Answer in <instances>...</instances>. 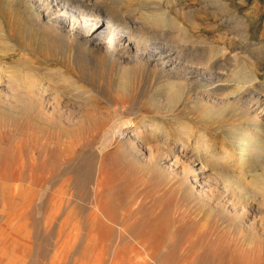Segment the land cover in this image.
I'll use <instances>...</instances> for the list:
<instances>
[{"label":"rangeland","instance_id":"obj_1","mask_svg":"<svg viewBox=\"0 0 264 264\" xmlns=\"http://www.w3.org/2000/svg\"><path fill=\"white\" fill-rule=\"evenodd\" d=\"M105 3L113 26L143 29L151 34L148 36L153 43L171 42L165 35L171 28L163 24V29L153 19L156 15L165 14L189 32L196 31L194 35L201 39L206 36L204 43L212 52L219 47L224 54L229 52L215 57L225 63L213 70L226 81L225 90L219 94L226 101L239 100L243 90H236L243 87L247 70L245 74L254 73L257 92L264 97V0ZM29 11L33 13L25 0H0V72L9 70L28 80L34 76L48 86L51 96L59 93L74 109L19 112L0 101V264H264V213L256 201L258 196L249 206L255 209L253 213L248 206L234 210L221 206L222 200L238 197L231 189L220 202H212L202 194L198 177V183L193 177L188 179L189 192L179 187L181 170L173 167L171 160L160 161L159 168L171 174L164 179L146 166L144 157L128 153L118 140L99 152L102 132L116 114L134 121L141 118L155 94V83L164 81L161 75L137 64L127 68L130 73L123 79L120 68L101 60L92 67L96 75L91 87L89 81L74 74L78 59L48 43V32L35 27ZM173 40L175 46L183 48L182 42ZM187 60L185 64L190 63ZM232 72L241 77H232ZM66 77H75V84L86 90L87 96L69 97L63 81ZM109 102L116 106V114L108 107ZM240 102L241 107L238 103L234 111L205 124L194 118L191 108L180 107L173 114L182 124L208 135L211 150L217 154L230 138V126H252L258 116L264 121V115L257 114L261 107L248 117L245 113H241L244 117L237 115L250 110ZM165 129L170 132L171 144L180 140L174 130ZM158 132L163 133V128ZM131 133L132 129L128 136ZM203 162L204 182L211 183L218 194L227 188V178L237 176L250 189L256 183L255 174L264 171L263 165H258L242 177L235 166L223 167L207 157Z\"/></svg>","mask_w":264,"mask_h":264},{"label":"bare ground","instance_id":"obj_2","mask_svg":"<svg viewBox=\"0 0 264 264\" xmlns=\"http://www.w3.org/2000/svg\"><path fill=\"white\" fill-rule=\"evenodd\" d=\"M106 1H109L108 4L112 2L113 5V3L115 4L119 0H25V3L33 11V13L31 11L29 12L32 13L31 21L34 22L33 24L35 27L48 32V43L54 48H63L65 52L74 56L73 58L76 60L78 59L82 65L76 63V68L74 67L76 71L73 73L76 76L78 75L81 80L89 81V86L92 87L95 82L94 75H96V73L92 67L96 62L100 63L101 60L120 68V77L123 79H127V74L129 75L130 73L127 68L142 64L150 67V71L158 73L164 80L155 83V94L152 98H149L148 107L146 111L142 112L141 118L138 121L132 120L133 118L125 119L120 117L116 114V106L111 102L108 103V107L112 109L116 115L113 121L110 122V125L102 132L101 140L98 145L99 152H103L112 142L118 140L120 144L126 148L128 153L131 152L136 158H139V156L144 157L146 166L153 172L163 176L164 179L168 178L171 174L166 172L165 169L164 171L159 168L160 161L171 160L173 162L171 163L173 167H179L181 170L179 187H183L186 192H189L188 179L193 177L192 181L198 183L199 181L196 178L198 177L199 180H202L200 183L201 192L204 196H208L206 198H209V200L212 201L216 199L220 202V199L227 197L225 192L231 189L234 194L238 193V197L233 198V196L230 195L232 199L229 198L230 200L227 199L228 201L226 199L222 200L221 206H232L234 210L239 206L249 207L252 206L254 198L258 196V200L256 201H258V206H262V212L264 213V171L260 174H255L256 183L251 184L250 189H247L246 185L240 181L237 176L227 178L229 183L226 184L227 188L224 187L223 196L222 194L214 192L213 189H211L212 187H210L211 183L208 184L206 181L204 182L205 177L201 174L206 167L203 162L206 157L215 159V163L221 162L220 164H222L223 167H237V174L242 177L247 175L246 172L254 171L258 165H263L264 168V121L260 116H256L257 118L255 117V123L253 122V125L251 124L252 126L249 124V126L246 127L248 123L244 124L243 122L245 126H230V131L232 129V132L228 134L230 138L227 140V143L222 146V151L216 154V152L211 150V139L208 135L200 132L199 129L182 124L173 114L181 110L180 107L191 108V112L195 114L194 118H197L205 124L211 120L221 119L234 111V107H236L238 103H240L239 106L241 107L242 103L240 101H242L245 107L247 106L250 110L247 109L249 112H246L241 109L242 111L236 112L237 115L239 113L240 116L244 117L241 113H245L246 117H248L250 112H254L259 107H261V110L257 114L264 115V97L258 94L259 91L257 92L258 87L256 86L254 73L250 75L252 73L250 71V74H245L247 70H244V75H247L246 77L243 76L244 78L242 79L244 85L242 88L236 90V92L243 90L242 96L239 97V100L234 99L232 101H226L223 95L219 94V92L225 90L226 81H221L223 78L221 73L213 71L214 68L220 69V65L225 64L222 63L224 61L223 58H220V60L215 58L219 53H223L220 47L213 50L214 46H212V52L210 45L204 43V38L206 36L204 37L201 35L204 40L199 36H195L194 32L196 31L189 32L185 27L183 28L184 25H180L176 20L167 19L165 14L156 15L153 19L159 23L161 27H164L163 24H166L171 28L170 32H166L165 34L171 42L169 44L168 42L167 44L153 43L148 36L150 33L148 34L142 31L143 29L140 30L133 27L131 30H121L113 26L114 22L112 23L111 16L109 15L110 17H108V13L106 12V10L109 11L105 6ZM108 8L113 7L109 6ZM155 24L156 23H154V25ZM149 25L152 26L153 24ZM165 28L166 27L163 29ZM155 30L157 29L155 28ZM159 32L161 34L163 31ZM176 38L182 42L183 48L181 46H175V41L173 39ZM226 53L228 54L229 52L226 51L225 54ZM222 57L225 58L223 55ZM187 59L190 63L185 64L184 61ZM214 59L216 60L214 61ZM237 74L241 77L237 72L233 73L232 77H237ZM16 75H12L9 70H4L0 74V85H3V89L0 90V101H2L3 104L5 103L9 109L19 112H42L43 110L45 112L49 109L53 111H67L74 109L71 102L64 101L66 98H60L61 95H59V93L56 92L51 96L48 93V86H46L42 80L34 76L32 79L28 80ZM75 77L63 78L64 83H66L64 87L69 92L68 96L80 97L88 94L86 90L82 91V88L75 84V82H77L75 81ZM232 79L231 81H233ZM236 81H238V79ZM119 88L124 89L121 85ZM232 97L235 98V96ZM89 98L87 97V99ZM189 104L191 105L190 107H188ZM87 109L90 110L91 108ZM93 110L96 111V109ZM137 112H140V110ZM251 118L254 119V115ZM246 122L248 121H245V123ZM161 128H163V133L160 132L159 134L158 129ZM165 128L174 130L176 134L179 135L180 140L171 144L170 132ZM130 129H132V133L128 136ZM157 133L158 136H156ZM154 137L155 140H153ZM226 145H230V148L234 150L236 154L229 151L230 149H228ZM190 146H192L191 150H189ZM233 157L234 159L229 162V159ZM196 166H198V168ZM48 188L49 187H47V189ZM52 195L53 192L51 196ZM39 198L41 199V196ZM196 199L199 200V198ZM204 200L203 203L205 202ZM254 210L255 209L251 207L249 211L253 213ZM12 233L14 234V231ZM4 238L6 240V236H4Z\"/></svg>","mask_w":264,"mask_h":264}]
</instances>
